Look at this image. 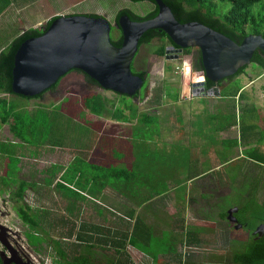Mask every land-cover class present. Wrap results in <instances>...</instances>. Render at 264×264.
Listing matches in <instances>:
<instances>
[{
	"label": "rangeland",
	"instance_id": "374dc122",
	"mask_svg": "<svg viewBox=\"0 0 264 264\" xmlns=\"http://www.w3.org/2000/svg\"><path fill=\"white\" fill-rule=\"evenodd\" d=\"M75 1H82L80 3L81 5L75 4L79 9L75 10L74 13L78 14L91 11L92 13H90V16H92L94 13L98 12L99 8H106V14H98V17L107 19L112 26L116 24V19L113 15H116L115 12L119 5L141 18L149 16L155 9L154 5L147 1L74 0V3ZM214 4L219 9H222L223 12H227L232 8L230 3L221 5L218 0H214ZM115 31L116 29H113V36L117 39L119 36L116 35ZM161 45H163V41L156 39L151 44L142 46L133 61V67L136 71L148 70L150 73L149 87L147 90H145L146 87L144 86L137 97L122 96L113 91H105L110 93L111 96H115V103L135 105L137 101V103L143 104H141L143 110H148L153 107L152 104H154V100L162 95L160 89L164 86L168 85L178 93L180 96L179 102H175L169 95H167V97H162L160 101L168 106L160 109L159 113H161V117H167L168 123L174 125L172 132L177 133H191L192 126L188 120L194 118L192 122L194 124L193 134H196L201 139L200 141L197 140L196 144H193V149H187L182 153L179 162L189 166L192 161V155L198 154L200 151L204 156L203 172L206 173L211 169L213 172L207 174L202 180V200L200 204L201 208H203L201 217L202 225H209L207 229L211 230H213V228L223 227L227 231V236L229 234V240L226 238L224 239V250L216 248L215 243L212 245L210 240L213 238V235L207 236L210 240L202 247L195 248V246H190L188 244V246H186V243H184L182 247H180V253L182 255L181 264H218L220 261L222 264H232L233 252L243 248V243L251 238V235L259 226V223L252 219L249 215L251 213H248V215L245 213H238L239 219H246L248 222H251V225L236 229L235 227H231L232 225L230 226L226 220H221L222 222H220L218 215L223 211L228 212L233 207H242L250 200H255L258 204L264 206V138H260L259 134L260 131H264V116L261 118L258 109H247L243 107L238 97V101L231 98L217 100L216 97L203 99L194 98V100L191 101V97L194 96L192 85L184 84L183 79L185 74L182 75L180 70L182 69L183 71V69H185V73L189 71L194 77L198 76L196 68L193 67V54H184L181 60H167L165 56L162 57L156 54V50ZM196 52H198V49L193 50L194 54ZM73 72L74 73L71 72L67 74L66 78L76 76L85 79L88 84V86H85L83 89L85 92H82V88L77 84H68L66 79H64L63 83L66 85V88L64 93L60 95L63 101L48 109L43 108L41 113L37 117L35 116V120H37L39 124L40 122L46 123L50 119L48 116L49 114H59L64 118L60 119L61 122L72 126V132H74L77 127L89 129L87 125H89L90 122L85 114L84 101L87 97L98 94L97 90L104 91V89L89 82L83 73ZM246 72H250L254 78H258L259 75L264 74L254 63L248 66ZM250 79L251 78H248L247 80ZM230 84L231 85L228 86L224 92L235 89L239 85L235 80ZM261 85L264 86V84ZM257 90L259 91V88ZM250 98L252 101L257 102L261 113L264 115V93L260 95L256 92H251ZM7 100L8 102L4 104L1 103L3 107L8 106L9 103L14 107L17 105L15 101H22L26 104L28 102V100L15 96H10V99ZM192 105H195L196 109L191 110L190 108ZM175 109L177 110V114ZM170 112L172 113L169 115ZM20 113H22L25 121L29 120V116H31L29 109H23ZM178 114L180 116H177ZM186 117H189V119H186ZM176 118L180 129H178L177 121L173 123V120ZM233 121H236V123ZM231 123L234 124L229 127L228 125ZM171 125H169V127ZM224 126H228V128L223 130V132L219 131ZM29 137H31L30 134L26 136V138ZM31 138L35 139V137ZM230 140L231 143L229 144L228 141ZM0 141L8 143V147H10L12 154H15V156L17 154V156L21 157L19 178L27 183L37 184L35 190H30L25 194L24 203L34 209L43 212L47 211L49 213L48 217H50L51 220L53 218L60 220L62 217L67 219L68 225L61 231V233H64V235H62L64 237L62 244L66 246L67 262H71L75 254L86 249L80 247L79 244L76 246L78 234L85 232L90 226L102 227L104 225L114 228L115 221L111 219L110 216H107L110 214V210L95 201L90 202V200L85 199L82 200V202L77 201L71 196L67 197L62 195L54 188L46 192L44 180L47 175L45 173L56 162L54 155H52L53 152L57 151L58 147L56 144L51 142L47 145L38 146V144H27V146H25V143L12 135L9 126L7 124H2L1 121ZM12 154H10L8 163L12 162V166H14ZM206 154L207 156L205 157ZM5 159L6 156L4 158L3 154H0V177L4 175ZM57 162L61 165V168L55 167L57 168L55 169V175L57 171L63 169L62 167L66 164L64 156L58 154ZM64 182V185H71L67 179H65ZM66 185V188H71ZM189 189V187H185L182 188V191L188 192ZM174 191V189H170V199ZM71 204H73L74 207L69 211L67 208H71ZM207 206H211V209L209 210ZM190 207L189 205V208ZM100 208L105 209L103 216L99 215L102 212ZM191 211L194 213L187 219L189 227L195 226L199 221L195 216L194 209ZM199 224L200 222H198V226ZM72 225L75 227V233L73 236L68 237L66 236L67 228H71ZM0 226L5 228L4 234L7 235L5 240L9 248L15 252L14 257L17 255L23 264H57L59 258L53 250L50 240L45 241L38 248L29 245L26 237V232H29V229L18 218L9 191L3 194L0 193ZM93 231L94 229H92V232H88L90 235L94 236L93 243L96 246L95 252H97L98 258L102 259L103 264H111L109 261L118 260L117 246L101 243L103 246L100 248L98 244L100 243L99 239H102V237L100 234ZM1 233L0 229V234ZM51 235L54 236V239L58 238L57 234L54 232L52 233V231ZM214 237H216V234H214ZM120 240L121 237L119 234H113L110 238V241L118 242ZM162 242L168 243V245H163V247L169 249L171 252H175L169 248V246L172 245L169 233L165 235V239ZM162 242H156L155 246H159ZM85 244L86 243H83V246ZM11 250L0 240V255H2V259L13 258ZM131 251L132 248L129 247V259H131ZM84 252H86V250H84ZM219 253L223 254V257L219 258ZM156 264L162 263L157 262Z\"/></svg>",
	"mask_w": 264,
	"mask_h": 264
},
{
	"label": "crops",
	"instance_id": "0c3cea01",
	"mask_svg": "<svg viewBox=\"0 0 264 264\" xmlns=\"http://www.w3.org/2000/svg\"><path fill=\"white\" fill-rule=\"evenodd\" d=\"M81 2L75 1L74 3V0H0V54L25 32L45 31L47 24L59 17L90 16L91 11L80 13L81 15L74 13L75 10L79 9L77 5H81ZM105 10L106 8H99L98 12L92 16L98 17V14H106ZM124 10L126 9L119 5L115 12L116 15H113V17L117 20L119 13ZM115 33L117 36L121 34L119 29H116ZM248 78L251 79L247 80ZM64 79L68 84L80 86L82 92H85L83 89L88 86L83 78L76 76L66 78L65 76L55 89L46 92L42 98L30 100L27 104L22 101L15 102L21 110L29 109L30 115L37 117L43 108L48 109L63 101L60 95L64 93L66 88L63 83ZM235 81L241 86L240 93L245 99L241 103L243 107L258 109L261 118H263L264 115L261 113L257 102L252 101L250 95L251 92L260 95L264 93V86L261 85L264 84V74L254 78L250 72H245L237 77ZM230 83L227 81L222 83L219 87L221 93L231 85ZM97 92L103 97L104 101L96 103L94 111L84 104L85 114L90 122L87 125L89 129L77 127L72 132L71 125L60 121V119H64L62 116L59 114L48 115L55 118L53 123L56 137H53L52 141L58 147L57 151L52 153L56 162L51 167L61 168V165L57 162L58 154L64 156L66 164L62 167L63 169L56 173V182H59L64 171L67 170L68 172L74 163L79 162L81 169L85 172V177L83 180H79V176L75 177L72 185L65 184L67 187L90 186L86 180L87 177L92 175L93 169L98 171V176L101 178H112L111 182L116 183L118 186H131V190H125L128 197L119 195L112 189H108L96 199L85 193L90 202L95 201L110 210V214L107 216L115 221V227L111 228L117 233L127 232L129 226L132 230L135 222L138 221L139 223L137 234L141 248H135L131 245L124 248L117 247L118 260L116 261L121 260L124 263L129 262V264H156L157 262L181 264L180 247L184 243H186V246L202 247L210 240L207 237L209 235H213L210 240L212 245L215 243L216 248L224 250V239L229 240L227 231L223 227L213 228V230L207 229L209 225H202L201 221L203 213V208L200 205L202 180L204 174L207 175L213 170L203 172L204 156L200 151L198 154L192 155L189 166L179 162L182 153L187 149H193V144L201 139L193 134L194 124L192 122L194 118L189 119V117H186L192 126L191 133L172 132L174 125L169 124L167 117H161V113H159L160 109L168 105L154 103L152 104L153 107L143 110V104L137 103V101L135 105H123L115 103V96H111L105 90H97ZM192 92H194L193 85ZM0 98L8 102L7 99H10V95L1 93ZM194 98L203 99L208 97L193 96L191 101ZM217 100H223V98L220 97ZM190 109L194 110L196 106L192 105ZM145 116H148V119H145ZM176 121L177 118L173 120V123ZM169 125L171 126L169 127ZM178 129H180L179 126ZM57 134H60V139L57 138ZM0 143L5 142L0 141ZM24 145L27 146V144ZM20 165L19 169L21 171ZM113 169L117 170V173L108 172L105 174L102 172V170L111 171ZM71 178L73 177L71 176ZM100 186L102 185L100 184ZM185 187L190 188L189 193L182 191V188ZM170 189L175 190L171 199L169 198ZM156 195L161 196L155 197ZM191 208L194 209L195 216L200 222L199 226L198 222L193 227H189L187 224V219L194 213ZM100 209H102V212L99 215L103 216L105 209ZM222 213H219V218ZM219 220L220 222L223 221H221V218ZM226 221L234 224L228 220V212ZM94 228L90 226L88 230L92 232ZM190 230L191 232H189ZM168 233L172 240V245L169 248L175 252L163 247V245H168L167 242H162ZM214 234H216V237H214ZM156 242L162 243L156 247ZM129 247L132 248L131 259H129ZM95 249L86 248L84 250L90 252L95 263V260H97L103 264ZM119 252L122 254H119ZM218 257H223V254L219 253ZM218 264H222L221 261Z\"/></svg>",
	"mask_w": 264,
	"mask_h": 264
},
{
	"label": "trees",
	"instance_id": "16d2710c",
	"mask_svg": "<svg viewBox=\"0 0 264 264\" xmlns=\"http://www.w3.org/2000/svg\"><path fill=\"white\" fill-rule=\"evenodd\" d=\"M147 2H150L153 4L152 0H145ZM165 4H167L171 10L173 11L176 19L183 25L188 23H200L206 27H209L227 37L235 41L236 43L240 44L243 39L250 35H261L264 38V0H218L221 5H224L226 3H230L232 5L231 10L227 12H223L222 9H219L215 4L214 0H162ZM157 12L154 14H150L149 16L145 18L138 17L134 15L132 12L128 10L121 11L118 15V18L116 20V23L119 22V20L123 16H129L133 21L142 22L146 20L154 19L157 16ZM155 16V17H154ZM97 17V16H92ZM55 20L49 22L44 29L47 31L50 26L53 24ZM120 36L119 38H115L113 36V43L117 47H122L123 45V34L122 30H120ZM43 34V31H27L23 35H21L19 38H17L5 51H3L0 54V94L5 93L9 94L10 96H15L24 100H34V99H40L44 96V94L50 90L55 89L62 78L53 85L49 90L46 92L33 97V98H26L23 96L16 95L12 92L11 85H12V71L14 67V57L15 54L20 47V45L30 39L39 37ZM162 40L163 45H161L157 50L156 54L158 56H165V49H167V41L169 39V36L165 34L164 32L160 30H149L146 32L143 37L140 40L139 43V51L141 50V47L144 45L151 44L154 40ZM179 48V47H177ZM138 51V53H139ZM186 55L193 54V67L196 68L197 77H194L193 74H187L184 76L183 82L185 85H192L195 82L198 81H206V89H211L213 87H220L223 82H232L240 75L244 74L248 68V66L240 69L237 74H235L232 77H229L225 80H222L220 82L213 83L205 78V71L203 68V63L201 60V54L200 51L193 53V48H189L185 51ZM252 63L254 65H257L261 71L264 73V53L260 52L259 50L255 52ZM132 70L134 74L139 75L145 80L144 86L148 85L149 83V77L150 73L148 70L143 71H136L133 67L132 63ZM81 72L83 73L87 80L91 83H94L98 86H100L95 80L90 78L88 75H86L83 71L80 70H72L71 72ZM69 72V73H71ZM68 74V73H67ZM66 74V75H67ZM65 75V76H66ZM101 87V86H100ZM102 88V87H101ZM161 91V96L154 100V103H162L160 101L162 97H167L169 95L171 98L175 100V102H179L180 96L175 91V89L170 88L168 85L164 86ZM241 86L238 85L235 89H230L228 92H222L221 98H237L240 103H242L245 99L244 96L240 93ZM138 92L134 97L139 96ZM104 99L99 94H96L91 97H87L84 101V104L87 107H90L92 111L95 110V104L103 102ZM7 101H3V99L0 98V121L2 124H8L9 130L13 134V136L19 140H21L25 144H31V145H47L48 143L53 142L52 139L55 136V125L54 117H50V119L46 123L40 124L37 122L35 116H29V120L25 121L22 113H20L22 110L19 108L18 105L12 106L10 103L8 106L3 107L1 103H5ZM250 109V108H249ZM145 119H148V116L144 117ZM236 123V121H233ZM234 123L229 124L228 126H232ZM146 124V123H145ZM228 126H224L219 131L223 132V130H226ZM30 134L31 137H35V139H32L31 137L26 138V136ZM260 138H264V131H260ZM57 138L60 139V134H57ZM229 144L231 143V140L228 141ZM0 154H3L5 159L4 163V175L0 178V193H6L10 192V196L14 202V209L18 216V218L22 221V223L27 226L29 229V232H26V237L28 240L29 245L33 246L34 248H38L41 244H43L45 241L50 240V244L55 251L57 257L59 260L57 261V264H102L101 261L94 262V259L90 252H84L81 251L78 254H75L71 262H67L66 260V246L62 244V240L64 237V233H61L62 229L64 227H67L68 221L66 218H61L60 220L57 219H50L48 217L49 213L47 211H40L37 209L32 208L29 205H26L24 203L25 194L30 190H35L37 184L34 183H27L26 181L19 178V165L21 164V159L19 156H15V154H12L10 147H8V143H0ZM10 154H12L13 158V164L12 162L8 163V159L10 158ZM55 167H51L49 170L46 171L47 177L44 180V186L46 187V192L51 191V188H54L55 190L59 191L64 196H71L75 198L74 200L81 201L82 200H89L84 194L86 193L89 197H92L94 199L101 196L103 193H105L108 189H112L113 191L117 192L119 195L127 196L125 193V190H131V186H118L116 183H112V178H101L99 177V173L97 170H92V175L95 176H89L87 177V184L90 186H71L72 188H66L64 186V180L67 179L69 183H73V179L77 176H79V180H83L85 177V172L83 169H81V165L79 162L74 163L72 165L71 169L67 172L64 171V173L61 176V181L56 182L57 178L55 175ZM103 173L107 174L110 173H117V170H102ZM71 176L73 178H71ZM206 175L204 174V177ZM100 184L102 186H100ZM111 185V186H110ZM67 194V195H66ZM161 195H156L155 197H160ZM74 205L71 204V208H67L69 211L73 209ZM208 209H211V206H207ZM239 212L242 214H249L254 221H257L260 225L261 223H264V206L258 204L255 200H250L248 203H246L242 207H238ZM238 213L237 217H238ZM235 214V215H236ZM221 220L227 219V212L223 211L221 215ZM238 222L242 223L243 227H248L251 225V222H248L246 219L241 220L239 217L237 218ZM51 220V221H50ZM50 221V222H49ZM240 223V224H241ZM230 224V223H229ZM232 224H230L231 226ZM139 226L138 221L135 222L134 228L131 230L130 226L127 229V232H120L115 233L114 229L111 227H95L94 232L101 235L102 239H99L100 243L98 246H103L102 244L106 245H114L117 247L124 248L125 246L131 245L135 248H141L140 247V241L139 236L137 234V227ZM48 227V229H47ZM115 227V223H114ZM233 227V226H232ZM75 227L74 225L71 226V228H67L66 236L71 237L75 233ZM148 229V227H147ZM52 233H56L57 237L54 239V236L51 235ZM88 228L85 232H81V234H78L77 236V243L76 246L87 248V249H95L94 236L90 235L88 232ZM191 232V230L189 231ZM113 234H119L121 237V240L116 241H110V238ZM90 242V243H89ZM83 243H86L83 246ZM102 243V244H101ZM240 243V242H239ZM243 243V242H242ZM119 254H122L119 252ZM111 264H126L129 262H122L120 261H110ZM232 264H264V236L261 238H257L256 235L252 234L251 238L243 243V248L236 250L232 254Z\"/></svg>",
	"mask_w": 264,
	"mask_h": 264
},
{
	"label": "water",
	"instance_id": "95a60500",
	"mask_svg": "<svg viewBox=\"0 0 264 264\" xmlns=\"http://www.w3.org/2000/svg\"><path fill=\"white\" fill-rule=\"evenodd\" d=\"M152 2L158 8V15L142 22L123 16L112 26L102 17H59L41 36L24 41L18 48L12 71V92L33 98L49 90L68 72L80 70L104 90L134 97L143 89L145 80L134 74L132 63L138 54L141 38L149 30H160L169 36L165 49L167 60L181 59L184 49H199L205 78L216 84L251 65L256 51L264 53L261 35L250 34L238 44L200 23L183 25L162 0ZM113 29L122 30V47L113 43ZM193 88L195 97H221L220 88L216 86L207 90L205 81L195 82ZM238 212L237 207L228 211V220L236 229L243 227L235 216ZM0 229V240L11 250L5 240V228L0 226ZM253 234L257 238L263 237L264 223ZM11 254L14 257L15 252L11 250ZM10 261L7 259L4 264Z\"/></svg>",
	"mask_w": 264,
	"mask_h": 264
},
{
	"label": "flooded vegetation",
	"instance_id": "af4514ba",
	"mask_svg": "<svg viewBox=\"0 0 264 264\" xmlns=\"http://www.w3.org/2000/svg\"><path fill=\"white\" fill-rule=\"evenodd\" d=\"M153 5H154V7H155V9H154V11L152 12V14H154L155 12H157V14H158V8H157V6L153 3ZM155 17V16H154ZM169 40V39H168ZM168 40L167 41H165V43H167L168 42ZM189 49V48H188ZM194 49H197V48H193V50ZM187 49H184V52L181 54V57L185 54V51H186ZM199 50V49H198ZM200 51V50H199ZM201 54V53H200ZM165 59H167V56H165ZM182 59V58H181ZM181 59H179V60H181ZM69 73V72H68ZM65 77V76H64ZM63 77V78H64ZM61 81V80H60ZM206 82V81H205ZM60 84V83H59ZM148 85H149V83H148ZM148 85H146V89L145 90H147L148 89ZM193 85V84H192ZM236 217H237V214H236ZM238 218V217H237ZM233 226H235V224H232ZM16 257H17V255H16ZM13 257V258H11V259H8V260H11L10 261V263L9 264H23V262L17 257ZM5 261H7V258L6 259H2V255H0V264H4V262Z\"/></svg>",
	"mask_w": 264,
	"mask_h": 264
},
{
	"label": "built area",
	"instance_id": "2783aa9c",
	"mask_svg": "<svg viewBox=\"0 0 264 264\" xmlns=\"http://www.w3.org/2000/svg\"><path fill=\"white\" fill-rule=\"evenodd\" d=\"M180 71H181V74H182V75H184V74L187 75V74H190V73H191V72H189V71H188L187 73H185V72H186L185 69H183V71H182V69H181ZM185 75H184V76H185ZM198 82H199V81H198Z\"/></svg>",
	"mask_w": 264,
	"mask_h": 264
}]
</instances>
